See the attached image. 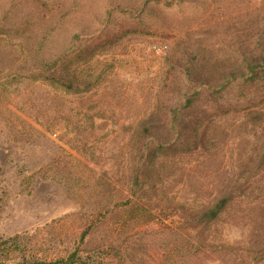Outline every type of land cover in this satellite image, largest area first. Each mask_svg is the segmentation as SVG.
Segmentation results:
<instances>
[{
	"label": "rangeland",
	"instance_id": "rangeland-1",
	"mask_svg": "<svg viewBox=\"0 0 264 264\" xmlns=\"http://www.w3.org/2000/svg\"><path fill=\"white\" fill-rule=\"evenodd\" d=\"M263 60L264 0H0V264H264Z\"/></svg>",
	"mask_w": 264,
	"mask_h": 264
},
{
	"label": "trees",
	"instance_id": "trees-1",
	"mask_svg": "<svg viewBox=\"0 0 264 264\" xmlns=\"http://www.w3.org/2000/svg\"><path fill=\"white\" fill-rule=\"evenodd\" d=\"M141 132L145 135L143 141L146 142V145L144 146V149L139 150L138 152V156H137L138 167L140 166L144 167V166L150 165L152 163V160L158 155V152L175 151L177 149L178 139L176 138H169V139H164V140L153 138L150 135L153 133L150 132V127H147V126H144ZM134 178H135V181L138 178V168L135 172ZM230 199H231V196L228 194H225L221 196L220 198H218L210 206L198 212V215L195 218V220H197L198 222L197 224L206 227L208 224L216 221L221 215V213L225 210L226 206L229 204ZM18 241H19L18 236H13V237H10L2 241L3 248L0 249V252L1 253L3 251L8 252L9 246L17 247L19 243ZM5 256H6L5 258L8 259L7 257L8 255H5ZM79 262H80V259L76 258V254L71 253L70 255L64 258H57L49 262L35 261L34 264H79Z\"/></svg>",
	"mask_w": 264,
	"mask_h": 264
}]
</instances>
